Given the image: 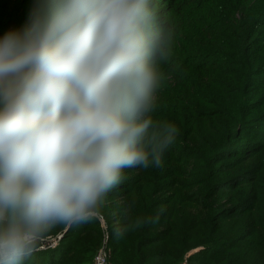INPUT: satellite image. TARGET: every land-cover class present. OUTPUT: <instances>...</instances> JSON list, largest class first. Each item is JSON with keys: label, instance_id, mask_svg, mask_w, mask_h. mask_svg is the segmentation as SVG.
Segmentation results:
<instances>
[{"label": "clouds", "instance_id": "9594fccd", "mask_svg": "<svg viewBox=\"0 0 264 264\" xmlns=\"http://www.w3.org/2000/svg\"><path fill=\"white\" fill-rule=\"evenodd\" d=\"M173 43L157 0H36L0 39V264L96 217L125 169L162 166L179 129L152 114Z\"/></svg>", "mask_w": 264, "mask_h": 264}, {"label": "rangeland", "instance_id": "374dc122", "mask_svg": "<svg viewBox=\"0 0 264 264\" xmlns=\"http://www.w3.org/2000/svg\"><path fill=\"white\" fill-rule=\"evenodd\" d=\"M0 8H5L2 1ZM32 10L24 9L17 24L20 31L29 23ZM5 26L0 14V39L12 31ZM258 55L248 63L245 59L244 65L223 61L227 55H215L221 68L213 71L214 76L225 84L209 87L212 100L197 112L178 109L170 113L169 104L157 103L162 111L153 118L172 122L179 129L163 155L162 166L125 169L124 179L108 193L96 217L48 234L39 248L54 251L61 241L67 242V234L79 232L89 237L90 244L96 229L102 236L99 245H88L80 254L72 251L76 245H69L66 254L58 249L56 257L66 256L73 264H95L97 252L104 248L110 264H116L110 240L120 234L116 232L126 221L150 210L155 222L171 224V232L195 234V242L188 243L194 248L181 264H192V256L196 261L234 244H240L239 249L252 246L246 253L239 251V264H264V50ZM160 228L154 227L153 232Z\"/></svg>", "mask_w": 264, "mask_h": 264}, {"label": "trees", "instance_id": "16d2710c", "mask_svg": "<svg viewBox=\"0 0 264 264\" xmlns=\"http://www.w3.org/2000/svg\"><path fill=\"white\" fill-rule=\"evenodd\" d=\"M0 1L5 4L4 10L0 8V14L6 26L12 31H20L22 28L17 24L21 22L24 9L34 8L36 0ZM157 3L162 18L174 27L173 55L170 62L162 65L167 78L157 93L158 105L169 104L170 113H176L178 109L197 112L204 103L212 100L209 87L225 84L221 77L214 76L213 71L218 72L221 68L215 55H227L223 61L244 65L246 60L248 63L253 56L258 58V53L264 50V30H261L264 29V0H157ZM258 42L263 44L257 46L255 43ZM230 50L234 51V57ZM161 111L157 107L153 117ZM152 213L143 211L133 220L126 221L116 232L120 234L110 240L112 259L116 264H181L187 252L194 248L188 243L195 242V234L171 232L174 228L166 220L135 227L138 219L151 218ZM156 226L161 228L153 232ZM63 227L57 225L48 234ZM94 231L93 244H88L86 239L89 237H81L83 232H79L80 235L67 234V242L61 241L58 249L66 254L71 249L69 245H76L72 251L80 254L88 245L97 246L102 236L98 230ZM178 232L183 233L182 230ZM41 245L42 242L39 247ZM251 247L239 249L240 244H234L217 254L197 257L196 261L192 256L189 261H193L192 264H239V251L246 253ZM58 249L54 252L39 248L23 264H73L66 256L56 257Z\"/></svg>", "mask_w": 264, "mask_h": 264}, {"label": "built area", "instance_id": "2783aa9c", "mask_svg": "<svg viewBox=\"0 0 264 264\" xmlns=\"http://www.w3.org/2000/svg\"><path fill=\"white\" fill-rule=\"evenodd\" d=\"M43 244V241H42ZM95 264H110L107 251L102 248L100 249L95 257Z\"/></svg>", "mask_w": 264, "mask_h": 264}]
</instances>
